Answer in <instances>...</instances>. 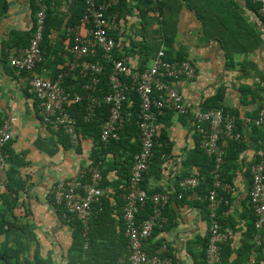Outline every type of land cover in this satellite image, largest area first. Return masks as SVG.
<instances>
[{
	"label": "crops",
	"instance_id": "crops-1",
	"mask_svg": "<svg viewBox=\"0 0 264 264\" xmlns=\"http://www.w3.org/2000/svg\"><path fill=\"white\" fill-rule=\"evenodd\" d=\"M73 1L46 0V4L56 20L69 21L76 12L72 11L76 5ZM177 3L179 10L167 5L159 11L155 4L149 6L147 0H128V9L120 18L124 47L121 54L127 55L133 67L138 68L144 59H153L156 54L150 56L148 50L142 57L139 47L144 43L162 44L170 57L189 60L196 68L195 79L177 82L178 90L193 101L196 110L205 109L208 101L220 97L223 110L234 112L243 139L237 147L225 146L231 152L227 163L231 178L218 189L228 202L223 203V224H219L228 234L226 243L230 241L234 251L232 264H264V229L255 228L249 198L251 167L259 162L258 152H264V125L257 127L253 122L264 104V18L259 5L251 0ZM36 14L35 0H0V122L16 118L11 147L21 158L16 181L9 177L11 167L0 171V264H75V231L71 221L64 219L52 189L60 181L88 172L93 154L99 149L86 137L76 148L66 138L68 145L64 144L44 124L38 102L28 93L26 80L17 77L9 64L11 48L28 46ZM128 31L132 42L126 37ZM50 40L52 52L36 69L37 75L48 80L56 78L61 69L69 70L72 63L68 50L73 39L65 33V27L52 29ZM75 73H70L74 81ZM161 127V131L168 133L169 153L162 157L159 168L153 166L149 170L144 180L149 195L170 196L164 211L169 222L155 230L147 246H166L174 264H205V243L211 235L205 196L210 187L202 171L209 167L201 151L200 135L195 132L194 116L168 112ZM131 156L129 149H112L99 166L106 191L103 207L109 211L100 229L102 236L109 239L108 245L114 246L118 237L127 238L120 214ZM186 176L197 177L202 184L196 190L183 192L179 199V181ZM228 185L233 189L229 191ZM105 245L101 242L102 247Z\"/></svg>",
	"mask_w": 264,
	"mask_h": 264
},
{
	"label": "built area",
	"instance_id": "built-area-1",
	"mask_svg": "<svg viewBox=\"0 0 264 264\" xmlns=\"http://www.w3.org/2000/svg\"><path fill=\"white\" fill-rule=\"evenodd\" d=\"M35 1L37 14L30 42L27 47L11 48L8 51V61L16 76L26 80L28 93L38 102L45 125L56 135H64L71 147L80 145L78 122L69 107L80 103L82 95L77 91V85L75 92L66 91L65 81L71 72L79 71L80 75L89 77V82L84 86V90L91 92L87 97V121L95 116L101 102L110 106L108 120L100 125L101 142L104 144L120 139V133L130 117V112L125 106L129 93L135 91L141 99L137 121L141 150L134 156L129 183L123 187V218L125 234L129 241L130 263L174 264L173 259L168 256L166 246H161L154 255H149L144 250L145 243L152 237L155 229L169 222L164 211L171 198L166 194L149 195L143 187L144 178L153 162L154 148L158 145L161 134V120L168 112H174L194 116L195 129L202 137V148L216 164L214 188L205 196L211 219L206 264H220L221 247L228 240V234L221 230L218 221L220 206L224 202L228 203L218 192V189L223 187L220 170L224 164L225 146L229 143H241L243 139L238 131L236 116L224 114L216 109L196 110L193 101L185 97L177 87V82L181 79H195L196 68L189 60H166L164 46L153 58L152 65L143 71L133 67L129 57L115 59L113 53L117 42L114 33L119 30L120 24L118 13H111L110 10L118 4V0H110L104 4H98L96 0H85V10L79 23L66 28L68 35L73 39L68 50V57L72 61L69 70L58 74L52 80L42 78L36 74V69L45 62L41 46L48 7L46 0ZM251 1L259 5V12L264 18V0ZM101 52L112 64L109 78L112 92L102 100L94 97L93 93L100 83L105 66L89 60ZM15 122L14 117L0 122V171L7 166L4 149L13 139ZM253 122L257 127L264 125V104ZM258 157L259 162L251 167L252 188L249 198L255 216V228L261 231L264 229V152L259 151ZM88 174L90 179L86 183H83L84 177L81 173L77 178L60 181L52 189L56 204L63 209L64 219L78 220L82 224L84 251L89 248L88 229L94 215L93 207L101 204L106 193L102 187L103 176L99 165H92ZM200 184L201 181L197 177L184 178L179 183L182 193L178 198L182 199L183 192L196 190ZM226 188L232 190L230 185ZM148 203L151 205L152 214L139 222L138 215ZM85 261L84 257L78 264H85Z\"/></svg>",
	"mask_w": 264,
	"mask_h": 264
},
{
	"label": "trees",
	"instance_id": "trees-1",
	"mask_svg": "<svg viewBox=\"0 0 264 264\" xmlns=\"http://www.w3.org/2000/svg\"><path fill=\"white\" fill-rule=\"evenodd\" d=\"M96 1L98 4H104L110 0H96ZM73 2H75L74 4L76 5L74 6V9L72 11H76V12H73V17H71L69 21L56 20L54 17H52L50 7L47 4L48 11H47V19H46V28L44 31V39H43V43L41 46L42 51L44 53L45 60H47V57H49L48 56L49 53L52 52V45H51V40H50L52 29L61 30L65 27V33H67L66 28L68 26L79 23L80 19L82 18V15L85 10V0H74ZM147 4L149 6H151L152 4H155L156 7L159 8V11H161L162 6H167V5L168 7H171L177 10L181 8L179 7L177 0H167V2L165 3H161L160 0H147ZM127 9H128V0H118V4L113 6L110 12L118 13L119 15L118 20L120 24V20H121L120 18L123 16V13L127 11ZM162 17H163V14H162ZM175 33H176V30H174L173 35ZM122 34L123 33H122L121 28H119V30L116 33H114V37L117 42V47L113 53V56L115 59H121V58L127 57V55L121 54L123 53L122 50H124V47H122V42L120 40V38L123 37ZM139 48L143 50L142 57L144 56V52L148 50H149L148 54L152 56L154 55V53L156 54L158 53V51L162 48V44L158 45L157 43L156 45H150L148 43H144V45H142V47H139ZM169 48L171 47L169 46ZM45 52H48V53L46 54ZM55 54L58 55L57 53ZM64 54H67L66 51L64 52ZM130 56H132V54ZM59 57L63 59L62 54H59ZM89 60L97 64H103L105 66L104 72L100 76V83L97 87H95L96 88L95 93H93L94 97L102 100L105 96L109 95L112 92L111 86H110V79H109L111 75L112 64L111 62H109L108 60L104 58L102 52L99 53L97 57L91 58ZM149 60L150 58L144 59L141 62L140 67H138L137 69L139 71H143L147 67V63ZM166 60L172 61V62L173 61H184V59L178 60L177 58L170 57L168 54V51H166ZM41 65H39L37 68H39ZM64 71H67V69H61L59 73H62ZM76 75L78 77L74 81V76H72V74L69 73V76L66 78V81H65L66 83L65 88L67 92L73 93L76 90L72 88V85L76 84L78 86L77 91L82 95V101L80 103L71 105L69 107V110L71 111L72 115L78 122V129L81 134V139L83 137L92 139L94 141L95 146L98 147L99 149V151H96L93 154V160H92L93 165L101 166L104 156H106L109 153V151H111L112 149L123 148L126 150L129 149L132 151V156H131L132 164H128L132 168L134 156L141 150L140 130L137 126V121H138V116H139L140 106H141V99L138 93L135 91L129 93V96H128L129 100L125 103L126 109L130 112V117L128 118V121L125 124V128L120 133V139L118 141L112 140L104 144L103 142H101L100 125L104 123L106 120H108L109 113H110V106L101 102L100 106L97 108L95 116L91 120L87 121L86 120V116L88 114L87 104L89 102L87 97H88V94H91V92L84 90V86L89 82V77L80 75L79 71H76L75 76ZM208 102L206 104V107H204L205 108L204 110H209V109H216L220 111L223 110V108L220 105L222 102L220 97H216L215 99L211 100V102L209 103ZM223 111L225 112L224 114H226V112L227 114L230 113V111H225V109ZM233 113L234 112H231V114ZM195 132L197 133L196 129H195ZM59 136L61 137V140L63 141V143L67 144L64 140V138L66 137L62 134H60ZM199 138H200L199 143L201 146V151L203 152L206 158L205 163L206 165H208L207 167H209V169H207L206 171L204 172L202 171V174L204 173L206 175L207 185H209L210 190H212L215 184L216 164L214 162V159L209 157L204 151V149L202 148L201 135L199 136ZM167 140H168L167 130L163 129L157 141L158 145H156V147L154 148V157H153V162H152L150 169L153 168V166L155 168L156 167L159 168L160 164L162 163V160H161L162 157L167 156V154L169 153V149L167 148V144H168ZM11 142L5 147L4 154L6 157L7 166L11 167L9 170V175H10L9 177L10 179L12 180L14 179L16 181L15 178L18 175V167L21 166V158L18 155L14 154V151L12 150V147H11L12 145ZM128 144L130 146L129 148L127 147ZM239 144L240 143H229L227 146L237 147ZM224 149H225L224 164L221 166L220 180L221 182L226 183L227 181L229 182L231 178L230 176L231 172L227 169V163L231 160L230 158L231 152L227 150L226 147ZM126 163L128 162L126 161ZM130 173H131V169L129 170V177L126 178V181H127L126 185L129 183ZM83 177H84L83 183L88 182L90 179L87 171L83 173ZM187 177H193V176H186L184 178H187ZM184 178H182L181 180H183ZM199 180L201 181V179ZM201 184H202V181H201ZM102 187L103 188L105 187L104 178L102 182ZM143 187L145 189V180L143 182ZM104 197L105 195L102 197L101 204H100L101 206L96 204L93 207L94 215L89 223V229H88L89 248L87 251L83 250V246L85 244V238H84V228L82 224L78 220H72L70 223L75 231L74 232L75 248L72 252L74 253L78 251V257H77L75 264H78L84 257L86 258L85 264H131L129 261L130 253L128 250V244H129L128 238L124 239L123 237L122 238L118 237L116 240L117 243H115L113 246V245H108L107 242L109 239L103 237L101 234L100 226L103 224L105 220L104 217L109 215L108 209L106 207H103ZM224 204L222 205L219 211V215H218L219 216L218 220L220 224H223V220H221L220 217L226 208ZM124 206H125V200H124L123 208ZM150 214H152V209H151L150 203H148V205L144 207V209H142L140 214L138 215V221L140 222L143 219L148 218ZM164 214H166V212ZM123 216H124L123 214H120V219H122V223L125 224ZM125 230H126V226H125ZM155 230H159V229L156 228ZM154 233L152 236H154ZM151 238H149V240L145 243L144 250L147 251L149 255H154L155 252H157L160 249L161 244L159 243L158 245H154L152 247L147 246ZM101 242L106 243V245L102 247ZM208 242H209V238H207L206 243H205V264H206V250L208 247ZM78 245H79V248H77ZM233 253L234 251L231 247L230 241L228 243H224L221 247V263L220 264H232L231 257Z\"/></svg>",
	"mask_w": 264,
	"mask_h": 264
},
{
	"label": "rangeland",
	"instance_id": "rangeland-1",
	"mask_svg": "<svg viewBox=\"0 0 264 264\" xmlns=\"http://www.w3.org/2000/svg\"><path fill=\"white\" fill-rule=\"evenodd\" d=\"M126 37H127V38H131V42H132V34H131L129 31L126 33ZM129 48H130V47H129ZM152 62H153V59H150V60L148 61V63H147V66L150 67V66L152 65Z\"/></svg>",
	"mask_w": 264,
	"mask_h": 264
},
{
	"label": "bare ground",
	"instance_id": "bare-ground-1",
	"mask_svg": "<svg viewBox=\"0 0 264 264\" xmlns=\"http://www.w3.org/2000/svg\"><path fill=\"white\" fill-rule=\"evenodd\" d=\"M253 210V209H252Z\"/></svg>",
	"mask_w": 264,
	"mask_h": 264
}]
</instances>
